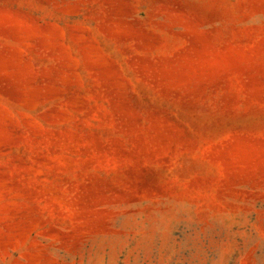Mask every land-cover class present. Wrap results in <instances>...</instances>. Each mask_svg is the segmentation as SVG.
<instances>
[{
  "label": "rangeland",
  "instance_id": "rangeland-1",
  "mask_svg": "<svg viewBox=\"0 0 264 264\" xmlns=\"http://www.w3.org/2000/svg\"><path fill=\"white\" fill-rule=\"evenodd\" d=\"M0 264H264V0H0Z\"/></svg>",
  "mask_w": 264,
  "mask_h": 264
}]
</instances>
